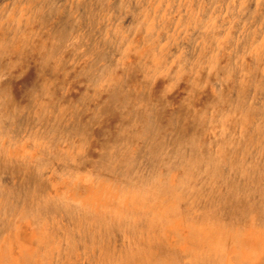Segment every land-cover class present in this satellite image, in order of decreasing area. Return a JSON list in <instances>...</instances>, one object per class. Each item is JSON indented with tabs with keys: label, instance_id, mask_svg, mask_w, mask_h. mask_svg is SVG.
<instances>
[{
	"label": "rangeland",
	"instance_id": "obj_1",
	"mask_svg": "<svg viewBox=\"0 0 264 264\" xmlns=\"http://www.w3.org/2000/svg\"><path fill=\"white\" fill-rule=\"evenodd\" d=\"M40 13H42V16ZM59 44L61 46H58ZM55 50L57 51L54 52ZM262 50H264V0H0V103L6 104V107L8 106L10 114L12 112L17 114L16 117L9 119L11 121L10 125L7 126V133L0 134V148L2 147L5 154L11 157L10 159L12 157L17 161L25 159V163L32 164L35 159L40 158L42 161L43 158V161L46 162L44 172L41 169L42 177L46 179L44 195L39 193L36 196V194L29 192L32 197L31 200L35 201L36 198L38 200L44 199V196L48 198L50 195L53 197L57 196L59 199H61V196L65 198L68 196L67 198L80 200L81 204H86L84 211L94 217H104L103 219L106 220V223L104 222L105 227L104 225H81L84 231L86 230L84 227L92 231H90V240H79L78 244L80 246L69 243L57 235H50L49 231H47L44 235L46 239H42V241H45L42 244L43 249L36 251L35 243H38V240L35 238H39L40 241L44 237L40 236L45 231L47 221L40 220V225H38L40 231H37V229H33L35 225L29 219L27 222L26 218L10 214V225L11 227L15 226L6 229L9 232L3 231L0 236V238L2 237L0 239V264H33L30 262L33 257L40 262L47 261V250L54 249L50 253L55 254L56 250L60 248L67 250L69 252L67 253L69 254L67 259L71 258L70 262L75 261L76 264H102L101 254L105 250H109V248L113 256L107 254L108 256L111 255L109 256L110 259L103 264H207V262L208 264H240L241 262L243 264H258L259 262V264H264V258H261L264 257V221H262L264 220L262 219L264 217V211H262L264 210V206H262L264 205L262 204L264 203V199H262L264 198L262 196L264 195V168H262L264 167L262 165L264 164V149H262L264 148V91H262L264 90V51ZM47 51L50 52L48 53ZM44 56L46 57L44 58ZM77 71H79V75ZM233 74L235 75L233 76ZM240 76L241 80H239ZM119 77L122 78L120 79ZM246 80H248L247 83ZM114 84L116 87H114ZM24 86L27 88L25 89ZM29 86L32 87L29 88ZM142 87L145 89H142ZM223 88L225 89L224 91ZM133 90H136L135 94ZM140 92L143 93L140 94ZM195 92L197 93L195 94ZM207 93L209 94L207 95ZM226 94L228 95L226 96ZM30 95L31 97H29ZM245 95L248 96L246 97ZM194 97L196 98L194 99ZM238 97L241 98V102H239ZM27 99H32V103L30 100L27 101ZM50 99L53 100L50 101ZM244 99L245 104L243 103ZM119 100L120 102H118ZM10 102L12 104H8ZM71 102H75L74 106H72ZM187 102L189 103L187 104ZM30 104L33 106L31 107ZM134 104L137 105L135 106ZM94 105H97L96 108ZM240 105H243V107L241 108ZM26 106H29L28 110ZM181 107L184 108L182 109ZM211 107L213 108L211 109ZM119 110L120 112H118ZM66 111L67 113H65ZM138 116L140 117L137 118ZM19 117L20 120L18 119ZM30 117L35 118H31V120ZM145 118L147 121H145ZM232 118H234V122ZM16 121L22 124L20 126L18 124V127L14 128L13 132L10 127ZM37 122L38 124H36ZM25 123L27 125H23ZM148 123L151 124L150 129L146 126H149ZM48 124L50 125L49 129L47 128ZM67 124L74 125L76 130H73L70 134L71 131L68 130ZM28 125L31 126L28 127ZM41 127L47 128L52 134L49 132L43 133ZM51 127L52 130H50ZM31 128L35 132L40 131L44 138L41 137V139L35 141L33 139L35 132ZM144 128L145 130H143ZM147 130L153 133L150 134ZM69 134L74 144L72 149H67ZM81 135L87 139L82 138ZM115 135L119 137L114 141ZM46 136L47 138H45ZM111 137H113V140ZM136 137L137 141H135ZM191 137L193 138L191 139ZM211 137L213 138L211 139ZM240 138L241 142H239ZM50 139L52 142H50ZM101 140L104 141L102 142ZM244 140L246 141L244 142ZM9 141L12 142V145H9ZM32 142L36 143L37 146L33 145L30 147L29 145ZM200 143L203 144L202 147ZM103 145L109 146L105 149L107 154L108 152L111 155L118 154L120 159L133 158L135 163H132V166L126 170L128 173H125V175L127 174L126 176H122L116 171L111 174L104 169L97 170V165L96 167L94 166L96 158L91 157V155L95 154L96 150L98 151ZM158 145L162 147L157 149V155L156 148L159 147ZM225 145L227 146L226 148ZM39 146L48 147V153H51V157L57 153H65L73 157L76 156L75 153L85 152L88 155L86 160L88 163L76 164L67 168L70 169L67 171L64 169L59 170L56 163L60 165L63 163L53 158L50 160L51 157L46 156L44 153L40 154ZM220 149L225 151L227 149V151L224 152ZM165 150L166 153H164ZM208 152L209 155L207 154ZM161 154L162 159H159ZM252 154L253 156H251ZM38 155H42V158H38ZM216 156H220V160ZM211 158L212 160H209ZM209 161L212 162L210 163ZM207 162L209 163L208 167H206L208 165ZM205 163L207 164L206 166H204ZM135 164L137 165L135 166ZM232 166H235L237 170L231 168ZM218 169L220 170L217 171ZM81 170L86 172L84 174L79 173ZM148 170L151 172H149L150 174H148ZM182 170H184V174ZM202 171H206V173ZM168 176L172 178L169 179ZM192 176L195 177L192 178ZM214 178L217 182L214 181ZM239 178L240 181H238ZM250 178L252 179L250 180ZM152 179L157 180V182L155 183ZM209 180L210 182H208ZM105 182H107L108 186L111 183L112 186L108 187ZM130 182H134L132 183L133 185L128 184ZM102 183H104V186ZM136 184L137 188L135 187ZM133 189L136 190V193L133 192ZM244 190L245 192H243ZM151 193L154 194L152 195ZM181 195H185V198L184 196L181 197ZM100 196H102L103 200ZM154 196L155 199L153 198ZM214 196H216V200ZM231 197L235 199L234 203ZM120 198L121 200H118ZM115 199H117V203ZM180 199L184 201L182 202ZM230 203L233 207L232 205L230 206ZM222 204L227 211L224 209L220 210ZM198 205L203 206L198 207ZM172 207L175 209L180 208L174 210ZM89 209L92 211L90 212ZM242 209L243 211H241ZM243 213H245L244 216ZM100 227H102V234L101 229L99 230ZM105 228L108 231H105ZM115 235L116 240H114ZM6 241L11 244L9 245ZM155 242L156 245L154 246ZM121 247L124 253L122 257H124L119 259L118 252L121 255ZM125 247L129 250H126ZM151 248H154L153 252ZM43 253H47V256L43 255ZM194 253L196 254L194 255ZM221 254L222 256L220 257L219 255ZM232 257L234 258L230 259Z\"/></svg>",
	"mask_w": 264,
	"mask_h": 264
},
{
	"label": "bare ground",
	"instance_id": "obj_2",
	"mask_svg": "<svg viewBox=\"0 0 264 264\" xmlns=\"http://www.w3.org/2000/svg\"><path fill=\"white\" fill-rule=\"evenodd\" d=\"M36 10V9H35ZM33 11V10H32ZM36 12V11H35ZM245 13V12H244ZM252 13V12H251ZM250 13V14H251ZM41 14V16H42V13H40ZM2 16V15H1ZM252 16V15H251ZM218 20V19H217ZM21 21V20H20ZM47 21V20H46ZM221 21V20H220ZM52 23V22H51ZM68 29V28H67ZM188 29V28H187ZM228 30V29H227ZM228 31H230V30H228ZM237 32V31H236ZM66 33V32H65ZM253 33V32H252ZM67 34V33H66ZM254 34V33H253ZM64 36V35H63ZM86 36V35H85ZM197 36H198V34H197ZM203 36V35H202ZM247 36H248V34H247ZM240 37V36H239ZM7 38H8V36H7ZM167 38V37H166ZM50 39V38H49ZM61 39H62V37H61ZM60 39V40H61ZM154 39V38H153ZM2 40V39H1ZM63 40V39H62ZM61 40V41H62ZM209 40V39H208ZM47 41V40H46ZM55 41V40H54ZM192 41V40H191ZM75 42V41H74ZM194 43V42H193ZM49 44V43H48ZM54 44V43H53ZM52 44V45H53ZM73 44V43H72ZM252 44V43H251ZM250 44V45H251ZM54 45H57V44H54ZM53 45V46H54ZM152 45V44H151ZM4 46V45H3ZM2 46V47H3ZM43 46V45H42ZM58 46H61L60 44L58 45ZM230 46V45H229ZM232 46V45H231ZM236 47V46H235ZM49 48V47H48ZM48 48H46V49H48ZM216 49V48H215ZM235 49V48H234ZM74 50V49H73ZM78 50V49H77ZM17 51V50H16ZM15 51V52H16ZM57 50H55L54 52H56ZM76 51V50H75ZM93 51H95V50H93ZM191 51V50H190ZM240 51V50H239ZM262 51H264V50H262ZM48 52V51H47ZM50 52V51H49ZM48 52V53H49ZM51 52H53L52 50H51ZM85 52V51H84ZM189 52V51H188ZM231 52V51H230ZM22 53V52H21ZM46 53V52H45ZM44 53V54H45ZM86 54H87V52H85ZM84 53V55H86ZM238 53V52H237ZM262 53V52H261ZM15 54V53H14ZM73 54V53H72ZM99 54V53H98ZM102 54V53H101ZM17 55V54H16ZM22 55V54H21ZM21 55H19V57H21ZM205 55V54H204ZM231 55V54H230ZM47 56V55H46ZM46 56H44V58L46 57ZM70 56V55H69ZM196 56V55H195ZM234 56H235V54H234ZM81 57V56H80ZM89 57V56H88ZM260 57V56H259ZM77 58V57H76ZM97 58V57H96ZM251 58H252V56H251ZM187 59H188V57H187ZM194 59V58H193ZM238 59V58H237ZM250 59V58H249ZM90 60V59H89ZM190 60V59H189ZM228 60V59H227ZM234 60V59H233ZM41 61V60H40ZM226 61V60H225ZM261 61V60H260ZM38 62V61H37ZM92 63V62H91ZM251 63V62H250ZM66 64H67V62H66ZM88 64V63H87ZM201 65H203V64H201ZM205 65V64H204ZM108 66V65H107ZM110 66V65H109ZM243 66V65H242ZM39 67V66H38ZM52 67V66H51ZM55 67V66H54ZM92 67V66H91ZM90 67V68H91ZM181 67V66H180ZM235 67V66H234ZM4 68H6V67H4ZM3 68V69H4ZM64 68V67H63ZM197 68V67H196ZM200 68V67H199ZM238 68V67H237ZM50 69V68H49ZM59 69V68H58ZM57 69V70H58ZM104 69H105V67H104ZM89 70V69H88ZM95 70V69H94ZM98 70V69H97ZM99 71H101V70H99ZM98 71V72H99ZM6 72V71H5ZM4 72V73H5ZM39 72V71H38ZM47 72V71H46ZM78 72V75H79V71H77ZM76 72V73H77ZM97 72V71H96ZM95 72V73H96ZM152 72V71H151ZM218 72V71H217ZM45 73V72H44ZM58 73V72H57ZM85 73V72H84ZM87 73V72H86ZM88 73H90V71H88ZM242 73V72H241ZM245 73V72H244ZM252 73V72H251ZM250 73V74H251ZM36 74V73H35ZM93 74V73H92ZM97 75H98V73H96ZM124 74V73H123ZM169 74V73H168ZM193 74V73H192ZM219 74V73H218ZM11 75V74H10ZM81 75V74H80ZM82 75H83V72H82ZM105 75H106V73H105ZM116 75V74H115ZM235 74H233V76H234ZM239 75V74H238ZM36 76V75H35ZM95 76V75H94ZM223 76V75H222ZM222 76H221V79H222ZM232 76V77H233ZM241 76H242V74H241ZM241 76H240V78H239V80H241L242 78H241ZM257 76V75H256ZM6 77V76H5ZM11 77V76H10ZM38 77V76H37ZM152 77V76H151ZM238 77V76H237ZM9 78V77H8ZM7 78V79H8ZM14 78V77H13ZM86 78V77H85ZM88 78V77H87ZM90 78V77H89ZM98 79H99V77H97ZM117 78V77H116ZM120 78V77H119ZM122 78V77H121ZM120 78V79H121ZM165 78H167V77H165ZM217 78H219V77H217ZM227 78V77H226ZM39 79H42V78H39ZM256 79V78H255ZM14 80V79H13ZM66 80V79H65ZM96 80V79H95ZM100 80V79H99ZM167 80V79H166ZM210 80V79H209ZM214 80V79H213ZM10 81V80H9ZM21 81V80H20ZM43 81V80H42ZM41 81V82H42ZM47 81V80H46ZM83 81V80H82ZM222 81V80H221ZM226 81V80H225ZM224 81V82H225ZM247 81L248 80H246V83H247ZM27 82H30V81H27ZM51 82V81H50ZM68 82V81H67ZM122 82H124V81H122ZM196 82V81H195ZM240 82V81H239ZM238 82V83H239ZM43 83V82H42ZM75 83V82H74ZM191 83V82H190ZM10 84H11V82H10ZM22 84V83H21ZM25 84V83H24ZM56 84V83H55ZM69 84V83H68ZM71 84V83H70ZM86 84V83H85ZM97 84V83H96ZM110 84H111V82H110ZM142 84H143V82H142ZM173 84H174V82H173ZM224 84V83H223ZM257 84V83H256ZM259 84V83H258ZM32 85V84H31ZM42 85V84H41ZM74 85H76V84H74ZM121 85V84H120ZM125 85H126V83H125ZM138 85V84H137ZM167 85V84H166ZM165 85V86H166ZM176 85V84H175ZM225 85V84H224ZM38 86V85H37ZM44 86V85H43ZM71 86H72V84H71ZM130 86V85H129ZM216 86V85H215ZM257 86V85H256ZM25 87V86H24ZM32 86H29V88H31ZM51 87V86H50ZM78 87V86H77ZM93 87H96V86H93ZM114 87H116L115 86V84H114ZM144 87V86H143ZM142 87V89H145V88H143ZM148 87V86H147ZM164 87V86H163ZM191 87V86H190ZM214 87V86H213ZM220 87V86H219ZM218 87V88H219ZM230 87V86H229ZM258 87V86H257ZM27 87H25V89H26ZM118 88V87H117ZM125 88H126V86H125ZM136 88V87H135ZM148 88H150V87H148ZM192 88V87H191ZM221 88V87H220ZM231 88V87H230ZM5 89V88H4ZM9 89V88H8ZM24 89V88H23ZM22 89V90H23ZM50 89V88H49ZM61 89V88H60ZM64 89V88H63ZM62 89V90H63ZM81 89V88H80ZM141 89V90H142ZM239 89H240V87L238 88V91H239ZM245 89H247V88H245ZM48 90V89H47ZM55 90V89H54ZM56 90H58V89H56ZM127 90V89H126ZM161 90V89H160ZM163 90V89H162ZM225 89L223 88V91H224ZM27 91H29V90H27ZM86 91V90H85ZM96 91V90H95ZM134 91V90H133ZM136 91V90H135ZM135 91H134V94H135ZM220 91V90H219ZM257 91V90H256ZM262 91H264V90H262ZM22 92V91H21ZM24 92V91H23ZM57 92V91H56ZM55 92V93H56ZM106 92V91H105ZM126 92V91H125ZM144 92V91H143ZM143 92H140V94L141 93H143ZM174 92V91H173ZM172 92V93H173ZM212 92V91H211ZM228 92V91H227ZM8 93V92H7ZM6 93V94H7ZM11 93V92H10ZM25 93V92H24ZM61 93V92H60ZM88 93V92H87ZM86 93V94H87ZM90 93V92H89ZM124 93V92H123ZM171 93V94H172ZM197 92H195V94H196ZM226 93V92H225ZM257 93V92H256ZM30 94V93H29ZM35 94V93H34ZM93 94V93H92ZM99 94V93H98ZM126 94V93H125ZM139 94V95H140ZM189 94V93H188ZM209 93H207V95H208ZM242 94V93H241ZM16 95V94H15ZM53 95V94H52ZM63 95V94H62ZM109 95V94H108ZM127 95V94H126ZM126 95H124V96H126ZM150 95V94H149ZM182 95V94H181ZM211 95H212V93H211ZM228 94H226V96H227ZM252 95H253V93H252ZM38 96V95H37ZM40 96V95H39ZM49 96V95H48ZM76 96V95H75ZM78 96V95H77ZM91 96V95H90ZM89 96V97H90ZM143 96V95H142ZM172 96V95H171ZM177 96V95H176ZM189 96V95H188ZM191 96V95H190ZM194 96V95H193ZM205 96V95H204ZM240 96V95H239ZM246 97L248 96V95H245ZM13 97V96H12ZM19 97H21V96H19ZM23 97V96H22ZM29 97H31V95L29 96ZM50 97V96H49ZM86 97V96H85ZM88 97V98H89ZM94 97H95V95H94ZM137 97V96H136ZM147 97V96H146ZM157 97V96H156ZM160 97V96H159ZM244 97V96H243ZM242 97V98H243ZM246 97H244V98H246ZM41 98V97H40ZM51 98V97H50ZM53 98V97H52ZM60 98H61V96H60ZM65 98V97H64ZM99 98V97H98ZM106 98V97H105ZM104 98V99H105ZM148 98V97H147ZM147 98H145V99H147ZM158 98V97H157ZM181 98H183V97H181ZM180 98V99H181ZM196 97H194V99H195ZM228 98H230V96H228ZM227 98V99H228ZM237 98V97H236ZM239 98V97H238ZM18 99V98H17ZM25 99H26V97H25ZM58 99V98H57ZM78 99H79V97H78ZM96 99V98H95ZM123 99V98H122ZM186 99V98H185ZM223 99H224V97H223ZM251 99V98H250ZM1 100V99H0ZM10 100V99H9ZM8 100V101H9ZM23 100V99H22ZM28 100H30V102L32 101V99H27V101ZM37 100V99H36ZM39 100V99H38ZM53 100V99H52ZM51 99H50V101H52ZM56 100V99H55ZM87 100H89V99H87ZM136 100V99H135ZM140 100V99H139ZM144 100V99H143ZM163 100V99H162ZM189 100V99H188ZM205 100V99H204ZM229 100V99H228ZM227 100V101H228ZM238 100V99H237ZM241 100V98H239V102H241L240 101ZM26 101V102H27ZM49 101V102H50ZM79 102H80V99L78 100ZM137 101V100H136ZM152 101H153V99H152ZM156 101V100H155ZM161 101V100H160ZM170 101V100H169ZM178 101V100H177ZM191 101V100H190ZM207 101H209V100H207ZM232 101V100H231ZM4 102V101H3ZM25 102V103H26ZM40 102V101H39ZM47 102V101H46ZM61 102V101H60ZM77 102V101H76ZM89 102V101H88ZM118 102H120V100L118 101ZM124 102V101H123ZM126 102H128V101H126ZM138 102V101H137ZM143 102V101H142ZM154 102V101H153ZM164 102V101H163ZM230 102V101H229ZM245 102V99H244V101H243V103ZM32 103V102H31ZM45 103V102H44ZM43 103V104H44ZM51 103V102H50ZM50 103H48L49 105H50ZM72 103V106H74L73 104L75 103H73V102H71ZM78 103V102H77ZM100 103V102H99ZM134 103V102H133ZM189 102H187V104H188ZM206 103V102H205ZM212 103V102H211ZM246 103V102H245ZM244 103V104H245ZM8 104H12L11 102L10 103H8ZM20 104V103H19ZM29 104V103H28ZM27 104V105H28ZM53 104V103H52ZM69 104V103H68ZM98 104V103H97ZM175 104H177V103H175ZM184 104V103H183ZM199 104V103H198ZM207 104H208V102H207ZM216 104V103H215ZM214 104V105H215ZM236 104V103H235ZM252 104V103H251ZM14 105V104H13ZM58 105V104H57ZM92 105V104H91ZM135 105V104H134ZM133 105V106H134ZM137 105V104H136ZM135 105V106H136ZM167 105V104H166ZM165 105V106H166ZM179 105V104H178ZM238 105V104H237ZM20 106V105H19ZM30 106H31V104H30ZM33 106V105H32ZM31 106V107H32ZM53 106V105H52ZM85 106V105H84ZM87 106V105H86ZM95 106V105H94ZM97 106V105H96ZM96 106H95V108H96ZM99 106V105H98ZM190 106V105H189ZM203 106H204V104H203ZM202 106V107H203ZM209 106H211L210 104H209ZM213 106V105H212ZM226 106V105H225ZM234 106V105H233ZM241 106V105H240ZM27 107V110H28V107L29 106H26ZM39 107V106H38ZM44 107V106H43ZM54 107V106H53ZM67 107V106H66ZM108 107V106H107ZM127 107H129V106H127ZM151 107V106H150ZM176 107V106H175ZM184 107H185V105H184ZM183 107V108H184ZM243 107V105L241 106V108ZM251 107H252V105H251ZM51 108V107H50ZM64 108V107H63ZM78 108V107H77ZM99 108V107H98ZM110 108H111V106H110ZM132 108V107H131ZM148 108V107H147ZM163 108V107H162ZM165 108V107H164ZM178 108V107H177ZM182 108V107H181ZM182 108V109H183ZM208 108V107H207ZM213 107H211V109H212ZM218 108V107H217ZM233 108V107H232ZM32 109V108H31ZM56 109V108H55ZM71 109V108H70ZM73 109V108H72ZM89 109H90V107H89ZM88 109V110H89ZM100 109V108H99ZM151 109H153V107H151ZM157 109V108H156ZM171 109V108H170ZM210 109V110H211ZM237 109V108H236ZM57 110V109H56ZM66 110V109H65ZM74 110V109H73ZM72 110V111H73ZM97 110V109H96ZM111 110V109H110ZM109 110V111H110ZM115 110V109H114ZM118 110V109H117ZM125 110H126V108H125ZM136 110V109H135ZM150 110V109H149ZM155 110V109H154ZM179 110V109H178ZM217 110V109H216ZM64 111V110H63ZM62 111V112H63ZM71 111V110H70ZM112 111V110H111ZM142 111V110H141ZM141 111H140V114H141ZM156 111V110H155ZM162 111H163V109H162ZM183 111V110H182ZM200 111V110H199ZM209 111V110H208ZM220 111V110H219ZM234 111H235V108H234ZM240 111H241V109H240ZM247 111H249V110H247ZM39 112V111H38ZM41 112V111H40ZM59 112V111H58ZM61 112V113H62ZM97 112H99V111H97ZM118 112H120V110L118 111ZM124 112V111H123ZM123 112H121V113H123ZM133 112V111H132ZM145 112V111H144ZM233 112V111H232ZM27 113H29V112H27ZM54 113V112H53ZM53 113H52V115H53ZM65 113H67V111L65 112ZM64 113V114H65ZM70 113V112H69ZM76 113V112H75ZM112 113V112H111ZM134 113V112H133ZM166 113V112H165ZM176 113V112H175ZM183 113H184V111H183ZM207 114H208V112H206ZM215 113V112H214ZM244 113H245V111H244ZM250 113V112H249ZM24 114V113H23ZM60 114V113H59ZM82 114V113H81ZM106 114H107V112H106ZM105 114V115H106ZM110 114V113H109ZM126 114V113H125ZM136 114V113H135ZM135 114H133V115H135ZM186 114V113H185ZM238 114H240V113H238ZM16 115L17 114H14V112H12L11 114H10V110L8 109V106L6 107V104H1L0 103V134L2 133V134H6L7 133V126H9L10 125V121L11 120H9L10 118H14V117H16ZM21 116H22V114H20ZM36 115H38V114H36ZM39 115H41V113H39ZM70 115V114H69ZM77 115H78V113H77ZM95 115V114H94ZM145 116H146V114H144ZM151 115L153 116V114L151 113ZM150 115V116H151ZM156 115V114H155ZM199 115V114H198ZM231 115V114H230ZM229 115V116H230ZM235 115V114H234ZM31 116V115H30ZM42 116V115H41ZM57 116V115H56ZM64 116V115H63ZM74 116V115H73ZM87 116V115H86ZM104 116V115H103ZM162 116V115H161ZM176 116V115H175ZM183 116V115H182ZM186 116V115H185ZM196 116V115H195ZM209 116V115H208ZM228 116V115H227ZM33 117V116H32ZM32 117H30V119L32 118ZM40 117V116H39ZM54 117V116H53ZM58 117V116H57ZM60 117V116H59ZM66 117V116H65ZM82 117V116H81ZM80 117V118H81ZM98 117V116H97ZM96 117V118H97ZM140 116H138L137 118H139ZM177 117V116H176ZM35 118V117H34ZM34 118H32V119H34ZM50 118V117H49ZM79 118V119H80ZM100 118V117H99ZM125 118V117H124ZM128 118V117H127ZM136 118V117H135ZM158 118H160V117H158ZM196 118V117H195ZM202 118H203V116H202ZM19 120H20V117L18 118ZM31 119V120H32ZM45 119V118H44ZM44 119H43V121H44ZM58 119V118H57ZM132 119V118H131ZM151 119V118H150ZM163 119V118H162ZM190 119H192V118H190ZM205 119H206V117H205ZM209 119H210V116H209ZM228 119V118H227ZM233 119L234 118H232V121H233ZM9 120V121H8ZM17 120V119H16ZM18 120V121H19ZM29 120V119H28ZM52 120V119H51ZM61 120V119H60ZM69 120V119H68ZM78 120V119H77ZM100 120V119H99ZM155 120V119H154ZM187 120V119H186ZM194 120V119H193ZM211 120V119H210ZM209 120V121H210ZM230 120V119H229ZM18 121H16L15 123H14V125L13 126H11L10 127V129L14 132V128H17L18 127V124H19V126L22 124V123H18ZM30 121V120H29ZM53 121H55V120H53ZM94 121V120H93ZM106 121V120H105ZM128 121V120H127ZM126 121V122H127ZM129 121H130V119H129ZM145 121H147L146 120V118H145ZM151 121V120H150ZM159 121H161V120H159ZM196 121V120H195ZM219 121H220V119H219ZM47 122H48V120H47ZM58 122V121H57ZM61 122H62V120H61ZM81 122H83V121H81ZM107 122V121H106ZM120 122V121H119ZM126 122H125V125H126ZM131 122V121H130ZM148 122H149V119H148ZM153 122V121H152ZM151 122V123H152ZM192 122V121H191ZM211 122V121H210ZM210 122H209V125H210ZM231 122V121H230ZM234 122V121H233ZM13 123V122H12ZM99 123V122H98ZM112 123H114V122H112ZM146 123V122H145ZM162 123V122H161ZM215 123V122H214ZM225 123V122H224ZM30 124V123H29ZM36 124H38V122L36 123ZM43 124H44V122H43ZM46 124V123H45ZM61 124V123H60ZM93 124V123H92ZM124 124V123H123ZM149 124V123H148ZM167 124V123H166ZM177 124V123H176ZM187 124V123H186ZM185 124V125H186ZM193 124H195V123H193ZM23 125H27V123H25V124H23ZM22 125V126H23ZM59 125V124H58ZM64 125V124H63ZM66 125V124H65ZM90 125H91V123H90ZM107 125H109V124H107ZM112 125V124H111ZM113 125H115V123L113 124ZM112 125V126H113ZM124 125V126H125ZM143 125V124H142ZM150 125L151 124H149V126L148 125H146L147 127H149L148 129H150ZM160 125H163V124H160ZM171 125V124H170ZM206 125V124H205ZM207 125H208V122H207ZM225 125V124H224ZM223 125V126H224ZM31 126V125H30ZM29 125H28V127H30ZM35 126V125H34ZM37 126V125H36ZM42 126V125H41ZM50 125L48 124V129L50 128L49 127ZM98 126V125H97ZM145 126V125H144ZM154 126H155V124H154ZM157 126V125H156ZM166 126V125H165ZM168 126V125H167ZM171 126H173V125H171ZM171 126H169V127H171ZM195 126V125H194ZM230 126V125H229ZM40 127V126H39ZM38 127V128H39ZM53 127V126H52ZM52 127H51V129L50 130H52ZM56 128H57V126H55ZM59 127H60V125H59ZM86 127V126H85ZM93 127V126H92ZM174 127V126H173ZM211 127V126H210ZM255 127H256V125H255ZM22 128V127H21ZM35 128V127H34ZM42 128V127H41ZM47 128L45 129V127L44 128H42L43 129V133H47V132H49L50 134H52L50 131H48L47 130ZM55 128V129H56ZM67 128H68V130L69 131H71L70 132V134L73 132V130H76V127L74 126V125H71V124H67ZM108 128V127H107ZM143 128V127H142ZM178 128H179V126H178ZM193 128V127H192ZM191 128V129H192ZM199 128V127H198ZM205 128V127H204ZM207 128V127H206ZM258 128V127H257ZM32 129V128H31ZM37 129V128H36ZM78 129V128H77ZM102 129V128H101ZM116 129H118V128H116ZM120 129V128H119ZM141 129V128H140ZM155 129V128H154ZM219 129V128H218ZM217 129V130H218ZM236 129V128H235ZM241 129V128H240ZM248 129V128H247ZM260 129H262V128H260ZM41 130V129H40ZM91 130V129H90ZM105 130V129H104ZM143 130H145V128L143 129ZM181 130V129H180ZM243 130V129H242ZM253 130V129H252ZM20 131V130H19ZM27 131V130H26ZM30 131V130H29ZM28 131V132H29ZM32 131H34V129H32ZM31 131V132H32ZM106 131H107V129H106ZM116 131V130H115ZM114 131V132H115ZM148 131V130H147ZM146 131V132H147ZM166 131V130H165ZM184 131V130H183ZM247 131V130H246ZM248 131H249V129H248ZM18 132V131H17ZM35 132V131H34ZM38 132H40V131H38ZM37 131L35 132V137H33V139L36 141V140H39V139H41V137L42 138H44L43 137V135H42V133L40 132V133H38ZM56 132V131H55ZM61 132V131H60ZM112 132V131H111ZM140 132V131H139ZM141 132H143V131H141ZM145 132V131H144ZM150 134H152L153 132L151 131L150 132V130L148 131ZM162 132V131H161ZM197 132V131H196ZM244 132V131H243ZM38 133V134H37ZM45 133V134H46ZM108 133H109V131H108ZM118 133H119V130H118ZM177 133H178V131H177ZM183 133V132H182ZM182 133H180V134H182ZM236 133H237V131H236ZM25 134V133H24ZM61 134V133H60ZM60 134H58V135H60ZM69 134V141H68V147H67V149H72L73 147H74V144H73V141H72V139L70 138V135ZM82 134H84V133H82ZM116 134V133H115ZM138 134V133H137ZM198 134V133H197ZM200 134V133H199ZM202 134H203V131H202ZM254 134H255V132H254ZM62 135H63V133H62ZM75 135V134H74ZM101 135H102V132H101ZM100 135V136H101ZM108 135V134H107ZM118 135V134H117ZM201 135V134H200ZM244 135V134H243ZM48 136V135H47ZM47 136L45 137V138H47ZM237 136H239V135H237ZM241 136V135H240ZM59 137V136H58ZM73 137V136H72ZM78 137V136H77ZM81 137H82V135H81ZM80 137V138H81ZM117 137H119V136H114V141H115V139L117 138ZM141 137V136H140ZM194 137V136H193ZM193 137H191V139L193 138ZM199 137V136H198ZM222 137V136H221ZM24 138V137H23ZM62 138V137H61ZM82 138H84V137H82ZM103 138V137H102ZM112 138V140H113V137H111ZM111 138H110V140H111ZM131 138V137H130ZM213 137H211V139H212ZM244 138H247V137H244ZM253 138V137H252ZM9 139V138H8ZM84 139H87V138H84ZM121 139V138H120ZM140 139V138H139ZM162 139V138H161ZM199 139V138H198ZM210 139V140H211ZM223 139V138H222ZM3 140V139H2ZM19 140V139H18ZM96 140V139H95ZM107 140V139H106ZM128 140V139H127ZM127 140H126V142H127ZM226 140H227V136H226ZM232 140H234V139H232ZM239 140V139H238ZM6 141V140H5ZM11 141V140H10ZM9 141V145H12V142H10ZM45 141V140H44ZM58 141V140H57ZM60 141H61V139H60ZM80 141V140H79ZM83 141V140H82ZM96 141H98V140H96ZM102 141V140H101ZM101 141H99V142H101ZM104 141V140H103ZM102 141V142H103ZM135 141H137V137H136V140ZM134 141V142H135ZM140 141V140H139ZM159 141V140H158ZM196 141L198 142V140L196 139ZM196 141H195V143H196ZM206 141V140H205ZM230 141V140H229ZM246 140H244V142H245ZM14 142V141H13ZM29 142H31V141H29ZM50 142H52L51 141V139H50ZM49 142V143H50ZM62 142V141H61ZM101 142V143H102ZM107 142V141H106ZM119 142V141H118ZM129 142V141H128ZM203 142V141H202ZM212 142V141H211ZM220 142V141H219ZM222 142V141H221ZM239 142H241V138H240V141ZM243 142V143H244ZM8 143V142H7ZM20 143V142H19ZM22 143V142H21ZM38 143V142H37ZM100 143V144H101ZM111 143V142H110ZM120 143V142H119ZM141 143V142H140ZM194 143V144H195ZM214 143V142H213ZM213 143H211V144H213ZM227 143H229V142H227ZM231 143V142H230ZM242 143V144H243ZM260 143H261V141H260ZM23 144V143H22ZM31 144V143H30ZM40 144H43V143H40ZM58 144H59V142H58ZM89 144V143H88ZM99 144V145H100ZM104 144V143H103ZM159 144V143H158ZM201 144V143H200ZM220 144V143H219ZM224 144V143H223ZM233 144V143H232ZM7 145V144H6ZM33 145H35V146H37V144L36 143H33L32 142V144L31 145H29L30 147L31 146H33ZM39 145V144H38ZM106 145V144H105ZM124 145V144H123ZM156 145V144H155ZM162 145V144H161ZM159 146V147H157L156 148V153H157V149L159 148L160 149V147H162V146ZM196 145V144H195ZM202 145L203 144H201V147H202ZM228 145V144H227ZM234 145V144H233ZM27 146V145H26ZM34 146V147H35ZM48 146V145H47ZM138 146V145H137ZM205 146H206V144H205ZM220 146V145H219ZM230 146H231V144H230ZM235 146V145H234ZM7 147V146H6ZM86 147V146H85ZM109 146L107 145V146H101L100 147V149H98V151L96 150V152H95V154H93V155H91V157H95L96 158V163H95V167H96V165H97V170H102V169H104L105 171H108L109 173H111V174H113L115 171L117 172V173H119L120 175H122V176H126L128 173L126 172V170H128L129 168H130V166H132V163H135L134 162V160H133V158L131 157L130 159H120V158H118L119 156H118V154H114V155H111L109 152H108V154H107V150H105V149H107ZM150 147V146H149ZM148 147V148H149ZM154 147V146H153ZM168 147V146H167ZM170 147V146H169ZM199 147V146H198ZM221 147V146H220ZM219 147V148H220ZM227 146L225 145V148H226ZM11 148V147H10ZM39 148V152H40V154L41 153H44L46 156H48V157H51V153H48L49 151H48V147L47 148H45V147H43V146H39L38 147ZM37 148V149H38ZM152 148V147H151ZM241 148V147H240ZM24 149V148H23ZM28 149V148H27ZM146 149V148H145ZM150 149V148H149ZM162 149V148H161ZM165 149V148H164ZM198 149V148H197ZM211 149V148H210ZM209 149V150H210ZM248 149H249V146H248ZM259 149V148H258ZM262 149H264V148H262ZM29 150V149H28ZM31 150V149H30ZM33 150V149H32ZM36 150V149H35ZM59 150V149H58ZM105 150V151H104ZM138 150V149H137ZM167 150V149H166ZM166 150H165V152L164 153H166ZM206 150H207V148H206ZM221 150V149H220ZM220 150H218L219 152H220ZM7 151V150H6ZM16 151H18L17 149H16ZM51 151V150H50ZM162 151V150H161ZM199 151V150H198ZM221 151H224V152H226L227 151V149H226V151L223 149V150H221ZM231 151V150H230ZM229 151V152H230ZM244 151V150H243ZM255 151H256V149H255ZM259 151V150H258ZM25 152H26V150H25ZM59 152V151H58ZM137 152V151H136ZM143 152H145V151H143ZM210 152V151H209ZM209 152L207 153L208 155H209ZM245 152V151H244ZM251 152V151H250ZM61 153H62V151H61ZM200 153V152H199ZM203 153V152H202ZM215 153V152H214ZM243 153V152H242ZM257 153H259V152H257ZM16 154V153H15ZM14 154V155H15ZM39 154V153H38ZM89 155H90V153H88ZM212 154V153H211ZM220 154V153H219ZM222 154H224V153H222ZM238 154V153H237ZM245 154V153H244ZM73 155V154H72ZM75 155L76 156H73V157H70V156H68V155H66L65 153L64 154H56L55 156H53V157H51L50 158V160L53 158V159H55L56 161H60V162H62L63 164L62 165H60V164H58V163H56V161H55V163H56V165H57V168L59 169V170H70V169H67V168H69V167H73L74 165H76V164H83L84 162H86V160H87V154H85V152L84 153H82V152H79V153H75ZM120 155V154H119ZM143 155V154H142ZM153 155V154H152ZM157 155H158V153H157ZM217 155V154H216ZM229 155V154H228ZM228 155H225V156H228ZM248 155V154H247ZM15 156H17V155H15ZM24 156V155H23ZM121 156H123V155H121ZM140 156H141V154H140ZM212 156V155H211ZM244 156V155H243ZM251 156H253V154L251 155ZM255 156V155H254ZM258 156V155H257ZM28 157H29V154H28ZM39 157H41L42 158V155H38V158ZM44 157V156H43ZM127 157V156H126ZM134 157V156H133ZM145 157V156H144ZM159 157H160V154H159ZM164 157L166 158V159H168V157H166L165 155H164ZM200 157V156H199ZM216 157H218V156H216ZM220 157V156H219ZM218 157V158H219ZM11 157H8L6 154H5V152H4V150H2V147L0 148V236L2 235V233H3V231H8V230H6V229H9L10 227H11V225H10V217L11 216H9L10 214H14V215H17L16 217H20V218H26L27 219V222H28V219L30 220V221H32L31 223L33 224V225H35L34 226V230H36L37 229V231H40V227L38 226V225H40L39 223L41 222L40 220H42V221H47L46 222V227H45V231H44V233L40 236V237H42V236H44L45 235V232H47V231H49V234L50 235H57V236H59V237H61V239H64V240H66V241H68L69 243H74V244H76V245H78V246H80L79 244H78V242H79V240H84V241H88V240H90V237H91V232L90 231H92V230H89V229H87V227H84V228H86V230L84 231V229L81 227V225H104V222L106 221L105 219H103L104 217H94V216H92V214H90V213H88V212H86V211H84L85 210V205L86 204H81L78 200H74V199H72V198H65L64 196H61L60 198L61 199H59V198H57V196H55V197H53V196H48V198L46 197V196H44V199H40V200H38L37 198L35 199V201H33V200H31V194H29V192H31L32 194H36V196L37 195H39V193H43V195H44V189H45V180L46 179H43V177H42V172H41V169L43 170V172H44V166H45V164H46V162L45 161H43V158H42V161L40 160V158L39 159H35L34 161H33V163L31 164L30 162V164H27V163H25L24 162V160L25 159H23V160H20V161H17V160H15V159H13V157H12V159H10ZM20 158V157H19ZM135 158V157H134ZM146 158V157H145ZM144 158V159H145ZM155 158H156V156H155ZM197 158H198V155H197ZM203 158V157H202ZM244 158V157H243ZM249 158H250V156H249ZM76 159H78V160H76ZM139 159V158H138ZM141 159H143V158H141ZM159 159H162V154H161V158H159ZM184 159V158H183ZM199 159V158H198ZM204 159V158H203ZM208 159V158H207ZM221 159H222V157H221ZM225 159V158H224ZM237 159V158H236ZM245 159V158H244ZM251 159V158H250ZM150 160V159H149ZM209 160H212V158L211 159H209ZM219 160H220V158H219ZM49 161V160H48ZM92 161V160H91ZM95 161V160H94ZM93 161V162H94ZM137 162H138V160H136ZM142 161V160H141ZM144 161H147V160H144ZM153 161H154V158H153ZM251 161V160H250ZM255 161V160H254ZM162 162V161H161ZM200 162V161H199ZM210 162V161H209ZM212 162V161H211ZM210 162V163H211ZM220 162V161H219ZM260 162H261V160H260ZM86 163H88V162H86ZM145 163H147V162H145ZM152 163V162H151ZM153 163H155V162H153ZM208 163V162H207ZM237 163V162H236ZM250 163V162H249ZM90 164H91V162H90ZM149 164V163H148ZM203 164V163H202ZM214 164V163H213ZM234 164H235V162H234ZM244 164V163H243ZM43 165V166H42ZM86 165V164H85ZM137 164H135V166H136ZM152 164H150V166H151ZM180 165V164H179ZM207 164L205 163V165L204 166H206ZM219 165V164H218ZM221 165V164H220ZM229 165V164H228ZM246 165V164H245ZM258 165H259V163H258ZM262 165H264V164H262ZM90 166V165H89ZM150 166H148V167H150ZM155 166V165H154ZM159 166V165H158ZM203 165H202V167H204ZM209 166V163H208V165L206 166V167H208ZM214 166H215V164H214ZM214 166H211V167H214ZM42 167V168H41ZM48 167H50V166H48ZM85 167V166H84ZM151 167H153V166H151ZM156 168H157V166H155ZM154 167V169H156ZM160 167V166H159ZM181 167H182V165H181ZM211 167H210V169H211ZM262 167V166H261ZM86 168V167H85ZM134 168V167H133ZM132 168V169H133ZM136 168V167H135ZM231 168H235V166L233 167H231ZM245 168H246V166H245ZM244 168V169H245ZM262 168H264V167H262ZM48 169V168H47ZM51 169H52V167H51ZM50 169V170H51ZM131 169V170H132ZM161 169V168H160ZM173 169H175V168H173ZM177 169V168H176ZM228 169V168H227ZM236 169V168H235ZM247 169V168H246ZM54 170V169H53ZM103 170V171H104ZM130 170V171H131ZM143 170H145V169H143ZM220 169H218L217 171H219ZM224 170V169H223ZM233 170V169H232ZM237 170V169H236ZM90 171V170H89ZM92 171V170H91ZM139 171V170H138ZM138 171H137V173H138ZM141 171H142V169H141ZM140 171V172H141ZM146 171V170H145ZM183 171V174H184V170H182ZM208 171H210V170H208ZM207 171V172H208ZM222 171V170H221ZM229 171V170H228ZM242 171V170H241ZM247 171V170H246ZM260 171V170H259ZM46 172V171H45ZM49 172V171H48ZM70 172V171H69ZM84 172H86L85 170H81L79 173H83L84 174ZM108 172H106V173H108ZM113 172V173H112ZM135 172V171H134ZM150 171L148 170V174H150L149 173ZM161 172V171H160ZM171 172H172V170H171ZM189 172H190V170H189ZM203 173H206V171L204 172V171H202ZM226 172V171H225ZM71 173V172H70ZM70 173H68V174H70ZM105 173V172H104ZM116 173V174H117ZM125 173H127L126 175H125ZM131 173H132V171H131ZM130 173V174H131ZM136 173V174H137ZM143 173V172H142ZM169 173V172H168ZM187 173H188V171H187ZM186 173V174H187ZM191 173V172H190ZM189 173V174H190ZM210 173V172H209ZM219 173V172H218ZM217 173V174H218ZM231 173V172H230ZM234 173V172H233ZM58 174V173H57ZM72 174V173H71ZM74 174H75V172H74ZM116 174H114V175H116ZM155 174V173H154ZM161 174V173H160ZM192 174V173H191ZM208 174V173H207ZM216 174V175H217ZM221 174V173H220ZM245 174V173H244ZM247 174H248V172H247ZM61 175V174H60ZM141 175V174H140ZM158 176H159V174H157ZM175 175H177V174H175ZM180 175V174H179ZM182 175V174H181ZM215 175V176H216ZM5 176V177H4ZM72 176V175H71ZM70 176V177H71ZM83 176V175H82ZM86 176V175H85ZM133 176H134V174H133ZM150 176V175H149ZM173 176H174V174H173ZM186 176H188V175H186ZM208 176V175H207ZM228 176V175H227ZM79 177V176H78ZM88 177V176H87ZM106 177H108V176H106ZM135 177H137V176H135ZM148 177V176H147ZM146 177V178H147ZM157 177V176H156ZM162 177H164V176H162ZM167 177V176H166ZM195 176H192V178H194ZM240 177V176H239ZM63 178V177H62ZM89 178H90V176H89ZM117 178V177H116ZM139 178V177H138ZM142 178V177H141ZM140 178V179H141ZM153 178V177H152ZM168 178L169 179H171L172 177H169L168 176ZM212 178V177H211ZM211 178H210V180H211ZM235 178V177H234ZM255 178V177H254ZM260 178V177H259ZM79 179V178H78ZM111 179V178H110ZM133 180H134V178H132ZM155 179V178H154ZM154 179H152V180H154ZM157 179V178H156ZM225 179V178H224ZM231 179H232V176H231ZM252 178H250V180H251ZM48 180V179H47ZM70 180V179H69ZM80 180V179H79ZM87 180V179H86ZM92 180V179H91ZM109 180V179H108ZM118 180V179H117ZM121 180H122V178H121ZM146 180V179H145ZM161 180H163V179H161ZM165 181H166V179H164ZM187 180H188V177H187ZM210 180L208 181V182H210ZM220 180V179H219ZM223 180V179H222ZM55 181V180H54ZM62 181V180H61ZM68 181V180H67ZM90 181V180H89ZM142 181H144V180H142ZM147 181V180H146ZM145 181V182H146ZM155 181V180H154ZM212 181V180H211ZM214 181H216L215 180V178H214ZM238 181H240V178L238 179ZM237 181V182H238ZM244 181V180H243ZM257 181V180H256ZM255 181V182H256ZM60 182V181H59ZM58 182V183H59ZM86 182V181H85ZM111 182H116V181H111ZM126 182V181H125ZM136 182H138V180H136ZM135 182V183H136ZM149 182V181H148ZM147 182V183H148ZM151 182V181H150ZM153 182V181H152ZM157 182V180L155 181V183ZM188 183H190L189 181H187ZM217 182V181H216ZM219 182V181H218ZM252 182H254V181H252ZM254 182V183H255ZM106 184H107V182H105ZM120 183V182H119ZM127 183V182H126ZM132 183H134V182H130V183H128V184H132ZM139 183H141V182H139ZM154 183V182H153ZM215 183V182H214ZM220 183V182H219ZM244 183H245V181H244ZM78 184V183H77ZM83 185H84V183H82ZM104 183H102V185H103ZM106 184H105V186H106ZM128 184H126V185H128ZM138 184V183H137ZM137 184L135 185V187L137 186ZM167 184V183H166ZM233 184V183H232ZM246 184V183H245ZM248 184V183H247ZM260 184V183H259ZM110 185H111V183H110ZM109 185V186H110ZM125 185V186H126ZM133 185V184H132ZM132 185H130V186H132ZM149 185V184H148ZM151 185H153V184H151ZM160 185V184H159ZM213 185V184H212ZM218 185V184H217ZM249 185V184H248ZM69 186V185H68ZM71 186H72V184H71ZM91 186V185H90ZM104 186V185H103ZM102 186V187H103ZM107 186H108V184H107ZM108 186V187H109ZM112 186V185H111ZM114 187H115V185H113ZM118 186V185H117ZM123 186H124V183H123ZM154 186H155V184H154ZM169 186H170V184H169ZM186 186V185H185ZM190 186V185H189ZM215 186H216V184H215ZM233 186V185H232ZM231 186V187H232ZM245 186V185H244ZM62 187H63V185H62ZM113 187V188H114ZM143 187V186H142ZM156 187H157V185H156ZM160 187V186H159ZM172 187V186H171ZM174 187V186H173ZM188 187V186H187ZM231 187H229V188H231ZM237 187V186H236ZM240 187V186H239ZM50 188V187H49ZM48 188V189H49ZM52 188V187H51ZM64 188V187H63ZM74 188V187H73ZM123 188V187H122ZM125 188V187H124ZM131 188V187H130ZM137 188V187H136ZM135 188V189H136ZM166 188H168V186H166ZM260 188V187H259ZM54 189V188H53ZM66 189V188H65ZM86 189V188H85ZM95 189V188H94ZM103 189H105V188H103ZM115 189V188H114ZM135 189H133L134 191V193H136V190ZM156 189V188H155ZM163 189V188H162ZM162 189H160L161 191H162ZM172 190H173V188H171ZM236 189V188H235ZM243 189V188H242ZM241 189V190H242ZM258 189V188H257ZM55 190V189H54ZM71 190V189H70ZM74 190V189H73ZM95 190H97V189H95ZM159 190V191H160ZM168 190V189H167ZM166 190V191H167ZM232 190V189H231ZM260 190V189H259ZM90 191H92V190H90ZM98 191V190H97ZM120 191H122L121 189H120ZM155 191V190H154ZM157 191V190H156ZM160 191V192H161ZM174 191V190H173ZM203 191V190H202ZM221 191H222V189H221ZM225 191H227V190H225ZM248 191V190H247ZM246 191V192H247ZM61 192V191H60ZM63 192V191H62ZM67 192V191H66ZM150 192V191H149ZM162 192H164V191H162ZM161 192V193H162ZM177 192V191H176ZM175 192V193H176ZM179 192H180V190H179ZM184 192V191H183ZM182 192V194H184ZM191 192H192V190H191ZM190 192V193H191ZM197 192V191H196ZM211 192V191H210ZM218 192V191H217ZM240 192V191H239ZM243 192H245V190L243 191ZM255 192V191H254ZM76 193H77V190H76ZM194 193V192H193ZM215 193H216V191H215ZM221 193V192H220ZM240 193H242V192H240ZM252 193V192H251ZM47 194V193H46ZM60 194V193H59ZM62 195H63V193H61ZM110 194H112V193H110ZM114 194V193H113ZM115 194H117V193H115ZM150 194V193H149ZM152 194V193H151ZM154 194V193H153ZM152 194V195H153ZM187 194V193H186ZM228 194V193H227ZM226 194V195H227ZM232 194V193H231ZM243 194V193H242ZM90 195V194H89ZM103 195H104V193H103ZM107 195V194H106ZM151 195V196H152ZM161 195V194H160ZM180 195V194H179ZM178 195V196H179ZM187 195H189V194H187ZM193 195V194H192ZM197 195V194H196ZM225 195V194H224ZM58 196H60V195H58ZM82 196V195H81ZM149 196V195H148ZM184 196V198H185V195H181V197H183ZM194 196V195H193ZM216 196H218V195H216ZM216 196H214V198H215V200H216ZM238 196V195H237ZM262 196H264V195H262ZM89 197V196H88ZM105 197H107V196H105ZM127 197V196H126ZM150 197V196H149ZM157 197V196H156ZM169 197H170V195H169ZM180 197V198H181ZM189 197H191L190 195H189ZM188 197V198H189ZM201 197V196H200ZM208 197H209V195H208ZM228 197V196H227ZM246 197V196H245ZM244 197V198H245ZM43 198V197H42ZM75 198V197H74ZM100 198H102V196H100ZM99 198V199H100ZM108 198V197H107ZM112 198V197H111ZM117 198V197H116ZM151 198V197H150ZM154 199H155V196L153 197ZM152 198V199H153ZM193 198V197H192ZM195 198V197H194ZM214 198H213V200H214ZM220 198V197H219ZM218 198V199H219ZM232 199H233V197H231ZM235 198V197H234ZM257 198V197H256ZM79 199V198H78ZM110 199V198H109ZM108 199V200H109ZM126 199V198H125ZM151 199V200H152ZM153 199V200H154ZM165 199V198H164ZM203 199H205V198H203ZM231 199V200H232ZM237 199H238V197H237ZM241 199V198H240ZM262 199H264V198H262ZM84 200V199H83ZM102 200H103V198H102ZM118 200H121V198L120 199H118ZM122 200H123V198H122ZM162 200V199H161ZM181 200V199H180ZM188 200V199H187ZM200 200H201V198H200ZM200 200H198L199 202H200ZM234 200L235 199H233L232 200V202L234 203ZM239 200V199H238ZM246 200V199H245ZM106 201H107V199H106ZM110 201V200H109ZM111 201H112V199H111ZM115 201H116V203H117V199H115ZM126 201V200H125ZM164 201V200H163ZM182 201V200H181ZM184 201V200H183ZM182 201V202H183ZM189 201V200H188ZM195 201H197L196 199H195ZM218 201V200H217ZM123 202H124V200H123ZM128 202V201H127ZM187 202V201H186ZM198 202V203H199ZM238 202V201H237ZM236 202V203H237ZM107 203V202H106ZM121 203H122V201H121ZM152 203V202H151ZM179 203V202H178ZM189 203V202H188ZM201 203V202H200ZM204 203H206V202H204ZM208 203H210V202H208ZM215 203L217 204V202L215 201ZM227 203V202H226ZM225 203V204H226ZM236 203H235V205H236ZM252 203V202H251ZM110 204V203H109ZM126 204V203H125ZM181 204V203H180ZM180 204H178V205H180ZM191 204V203H190ZM203 204V203H202ZM212 204V203H211ZM210 204V205H211ZM262 204H264V203H262ZM99 205V204H98ZM121 205V204H120ZM119 205V206H120ZM124 205V204H123ZM128 205V204H127ZM176 205H177V203H176ZM183 205V204H182ZM193 205V204H192ZM196 205H197V203H196ZM232 204L230 203V206H231ZM261 205V204H260ZM85 206V207H84ZM88 206V205H87ZM104 206V205H103ZM175 206V205H174ZM201 206H203V205H201ZM201 206H199L198 205V207H201ZM205 206V205H204ZM237 206V205H236ZM239 206V205H238ZM262 206H264V205H262ZM110 207V206H109ZM192 207H194V206H192ZM197 207V208H198ZM209 207V206H208ZM211 207V206H210ZM223 207H225V206H223V204H222V208L220 207V210L221 209H224L225 210V208H223ZM226 207H227V205H226ZM232 207H233V205H232ZM173 208V207H172ZM178 208H180V207H178ZM178 208H173L174 210H178ZM203 208V207H202ZM215 208V207H214ZM228 208V207H227ZM226 208V209H227ZM239 208V207H238ZM245 208V207H244ZM215 209H217V208H215ZM260 209V208H259ZM166 210V209H165ZM164 210V211H165ZM190 210V209H189ZM194 210V209H193ZM234 210V209H233ZM238 210V209H237ZM89 211L91 212L92 210L91 209H89ZM184 211V210H183ZM186 211V210H185ZM212 211H214L213 209H212ZM225 211H227V210H225ZM232 211V210H231ZM241 211H243V209L241 210ZM248 211H250V210H248ZM252 211V210H251ZM262 211H264V210H262ZM107 212V211H106ZM182 212V211H181ZM191 212V211H190ZM175 213H177V212H175ZM183 213V212H182ZM224 213V212H223ZM228 213V212H227ZM105 214V213H104ZM174 214V213H173ZM186 214H188L187 212H186ZM216 214V213H215ZM236 214V213H235ZM244 214L245 213H243V216H244ZM94 215V214H93ZM184 215V214H183ZM189 215V214H188ZM190 215H191V213H190ZM227 215V214H226ZM225 215V216H226ZM97 216V215H96ZM102 216V215H101ZM105 216V215H104ZM186 216V215H185ZM198 216V215H197ZM236 216V215H235ZM242 216V215H241ZM247 216V215H246ZM108 217V216H107ZM129 217V216H128ZM127 217V218H128ZM188 217V216H187ZM227 217V216H226ZM234 217V216H233ZM240 217V216H239ZM241 218V217H240ZM109 219V218H108ZM225 219V218H224ZM242 219V218H241ZM262 219H264V217H262ZM14 220V219H13ZM17 220V219H16ZM53 220H54V222H53ZM126 220V219H125ZM142 220V219H141ZM26 221V220H25ZM108 221H110V220H108ZM107 221V223L109 224V222ZM235 221V220H234ZM239 221V220H238ZM262 221H264V220H262ZM121 222V221H120ZM259 222V221H258ZM24 223H26V222H24ZM106 223V222H105ZM115 223V222H114ZM233 223V222H232ZM259 223H261V222H259ZM42 225V224H41ZM112 225V224H111ZM13 226H15V225H13ZM12 226V227H13ZM106 225H104V227H105ZM115 226V225H114ZM114 226H112V227H114ZM118 226H120V225H118ZM240 226V225H239ZM11 227V228H12ZM33 227V226H32ZM111 227V226H110ZM102 227H100L99 228V230L101 229ZM14 229V228H13ZM92 229V228H91ZM106 229V228H105ZM119 229H120V227H119ZM124 229H126L125 227H124ZM79 230H80V233H79ZM99 230H98V232H99ZM115 230V229H114ZM127 230V229H126ZM129 230V229H128ZM95 231V230H94ZM105 231H108L107 229L105 230ZM104 231V232H105ZM116 231H118L117 229H116ZM120 231V230H119ZM121 231H122V229H121ZM132 231V230H131ZM135 231V230H134ZM9 232V231H8ZM11 232V231H10ZM87 232V233H86ZM97 232V233H98ZM104 232H103V236H104ZM130 232V231H129ZM138 232V231H137ZM228 232V231H227ZM12 233V232H11ZM10 233V234H11ZM32 233V232H31ZM80 235H79V234ZM108 233V232H107ZM136 233V232H135ZM230 233V232H229ZM14 234V233H13ZM28 234H30V233H28ZM33 234V233H32ZM101 234H102V229H101ZM110 234V233H109ZM131 234V233H130ZM16 235V234H15ZM14 235V236H15ZM93 235H94V233H93ZM92 235V236H93ZM120 235V234H119ZM137 235V234H136ZM39 236V235H38ZM228 236V235H227ZM4 237V236H3ZM106 237H107V235H106ZM106 237H105V239H106ZM145 237V236H144ZM151 237V236H150ZM2 238V237H1ZM0 238V239H1ZM6 238V237H5ZM35 238V237H34ZM46 239V236H44V237H42L41 238V240L39 241V238H35L36 240H38L37 242L38 243H35L36 245V251H40V249H43L42 248V244L45 242V241H42V239ZM120 238H122V237H120ZM4 239V238H3ZM7 240H8V238H6ZM5 239V240H6ZM29 239V238H28ZM129 239H130V237H129ZM143 239V238H142ZM149 239V238H148ZM161 239V238H160ZM159 239V240H160ZM112 240V239H111ZM114 240H116V235H115V239ZM118 240V239H117ZM151 240V239H150ZM178 240V239H177ZM10 241V240H9ZM127 241V240H126ZM2 242V241H1ZM5 242V241H4ZM3 242V243H4ZM7 242V241H6ZM93 242V241H92ZM111 242V241H110ZM147 242V241H146ZM159 242V241H158ZM157 242V243H158ZM8 243V242H7ZM29 243V242H28ZM117 243V242H116ZM125 243V242H124ZM142 243V242H141ZM148 243V242H147ZM147 243H144V244H147ZM150 243H152V242H150ZM154 243V242H153ZM165 243V242H164ZM9 244V243H8ZM11 244V243H10ZM9 244V245H10ZM92 244V243H91ZM90 244V245H91ZM111 244V243H110ZM113 244V243H112ZM126 244V243H125ZM134 244V243H133ZM143 244V243H142ZM160 244H161V242H160ZM209 244V243H208ZM25 245V244H24ZM119 245H120V243H119ZM152 245V244H151ZM156 245V242H155V244H154V246ZM159 245V244H158ZM27 246V245H26ZM92 246V245H91ZM101 246V245H100ZM110 246V245H109ZM124 246V245H123ZM153 246V245H152ZM160 246V245H159ZM163 246V245H162ZM10 247V246H9ZM25 247V246H24ZM73 247H74V245H73ZM106 247H107V245H106ZM116 247H117V245H116ZM116 247H115V249H116ZM148 247V246H147ZM151 247V246H150ZM161 247V246H160ZM26 248V247H25ZM24 248V249H25ZM109 248V247H108ZM124 248V247H123ZM133 248H135V247H133ZM132 248V249H133ZM146 248V247H145ZM166 248V247H165ZM190 248V247H189ZM70 249H71V247H70ZM125 249L126 250H129V249H127L126 247H125ZM131 249V250H132ZM150 249V248H149ZM149 249H146V250H149ZM152 249V248H151ZM154 249V248H153ZM153 249L151 250L152 252H153ZM166 249H168V248H166ZM165 249V250H166ZM9 250V249H8ZM7 250V251H8ZM22 250V249H21ZM31 250V249H30ZM56 250V249H55ZM117 250V249H116ZM126 250H124V251H126ZM139 250V249H138ZM143 250H145V249H143ZM164 250V251H165ZM175 250H177V249H175ZM191 250V249H190ZM196 250V249H195ZM195 250H193V251H195ZM201 250V249H200ZM205 250H207V249H205ZM42 251V250H41ZM54 251V249H49V250H47V252H48V256H47V253H43V255H46L47 256V261H42V262H40L39 260L37 261L36 259H35V257H33V260L32 261H30L31 263H33V264H76L75 263V261L74 262H70V260H71V258L70 259H67V258H69V254H67V253H69V252H67V250H65V249H62V248H60V249H58V250H56V252H55V254L54 253H50V252H53ZM68 251H71V250H68ZM103 251V250H102ZM157 251V250H156ZM178 251V250H177ZM198 251V250H197ZM196 251V252H197ZM202 251V250H201ZM71 252H73V251H71ZM111 251H110V248H109V250H105L102 254H101V256H102V259H101V261H103V263L105 262V261H107V260H109L110 258H109V256H111L112 254L110 253ZM143 252V251H142ZM141 252V253H142ZM151 252V253H152ZM198 252H200V251H198ZM27 253V252H26ZM119 253V259H121V258H123L122 257V255L124 254L123 253V250H122V247H121V255H120V252H118ZM138 253H139V251H138ZM144 253V252H143ZM150 253V252H149ZM206 253V252H205ZM20 254V253H19ZM72 254V253H71ZM107 254H111V255H107ZM116 254V253H115ZM135 254V253H134ZM145 254V253H144ZM179 254V253H178ZM182 254V253H181ZM184 254V253H183ZM196 253H194V255H195ZM198 254V253H197ZM204 254V253H203ZM218 254V253H217ZM216 254V255H217ZM9 255V254H8ZM24 255V254H23ZM36 255V254H35ZM95 256L97 255V254H94ZM118 255V254H117ZM132 255H133V253H132ZM146 255H148L147 253H146ZM167 255V254H166ZM200 255V254H199ZM205 256H206V254H204ZM203 255V256H204ZM212 255V254H211ZM98 256V255H97ZM113 256V255H112ZM192 256H193V253H192ZM220 257L222 256V254L221 255H219ZM218 256V257H219ZM224 256V255H223ZM21 257V256H20ZM145 257V256H144ZM148 257V256H147ZM212 257V256H211ZM217 257V258H218ZM219 257V258H220ZM228 257V256H227ZM11 258V257H10ZM66 258V259H65ZM80 258V257H79ZM116 258V257H115ZM114 258V259H115ZM117 258H118V256H117ZM146 258V257H145ZM184 258V257H183ZM195 258V257H194ZM207 259H208V257H206ZM215 258V257H214ZM216 258V259H217ZM234 257H232V258H230V259H233ZM236 258V257H235ZM261 258H264V257H261ZM141 259V258H140ZM150 259H151V257H150ZM191 259V258H190ZM211 259V258H210ZM215 259V260H216ZM225 259V258H224ZM117 260V259H116ZM184 260H185V258H184ZM195 260V259H194ZM28 261V260H27ZM122 261H123V259H122ZM131 261H132V259H131ZM144 261V260H143ZM148 261V260H147ZM186 261H187V259H186ZM193 261V260H192ZM196 261V260H195ZM217 261H218V259H217ZM261 261H262V259H261ZM14 262V261H13ZM111 262V261H110ZM194 262V261H193ZM202 262V261H201ZM215 262V261H214ZM246 262V261H245ZM19 263V262H18ZM102 263V264H103ZM143 263V262H142ZM182 263V262H181ZM203 263V262H202ZM234 263V262H233ZM242 263V262H241ZM240 263V264H241ZM260 263V262H259ZM258 263V264H259ZM9 264V263H8ZM110 264V263H109ZM129 264V263H128ZM147 264V263H146ZM152 264V263H151ZM165 264H167V263H165ZM185 264V263H184ZM207 264H208V262H207ZM236 264V263H235ZM243 264V263H242ZM247 264V263H246Z\"/></svg>",
	"mask_w": 264,
	"mask_h": 264
}]
</instances>
